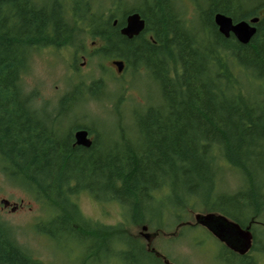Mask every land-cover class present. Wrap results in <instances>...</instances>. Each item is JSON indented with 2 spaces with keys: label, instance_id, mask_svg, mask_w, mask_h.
Wrapping results in <instances>:
<instances>
[{
  "label": "trees",
  "instance_id": "1",
  "mask_svg": "<svg viewBox=\"0 0 264 264\" xmlns=\"http://www.w3.org/2000/svg\"><path fill=\"white\" fill-rule=\"evenodd\" d=\"M47 1L0 0V163L5 174L52 206L51 220H60L67 230L121 244L116 256L124 264L161 262L121 232H111L110 226L80 220L69 201L77 190L116 201L129 221L149 224L144 216L151 211L153 192L166 182L168 197L176 200L172 204L184 203L180 199L186 196L199 197L198 205L206 212L222 213L241 226L249 224L254 247L264 251V208L255 205L264 182L256 184L254 173L258 166L254 162L264 159V0H205L206 14H199L200 24L195 25L171 14L167 0H140L135 10L145 26L132 39L119 33L125 9L105 14L96 0ZM214 12L234 21L259 16L255 34L245 44L231 34L223 36L213 22ZM81 32L96 44V55L122 59L125 67L135 70L144 67L159 84L158 103L134 110L132 138L124 136L121 125L118 139L110 132L108 143L93 124L74 125L62 138L56 126L37 134L44 122L20 86L28 54L46 45H79ZM144 34H151L153 43ZM102 86L99 79L88 88L94 94ZM74 88L61 96L60 107L79 101ZM79 126L95 132L89 147L72 139ZM214 147L226 166L241 168L247 185L242 183L221 203L210 204L215 177L222 170L210 156ZM256 223L263 226L261 241ZM223 250L238 264H252L246 256ZM0 264L40 263L26 255L0 224Z\"/></svg>",
  "mask_w": 264,
  "mask_h": 264
},
{
  "label": "rangeland",
  "instance_id": "2",
  "mask_svg": "<svg viewBox=\"0 0 264 264\" xmlns=\"http://www.w3.org/2000/svg\"><path fill=\"white\" fill-rule=\"evenodd\" d=\"M96 2L103 6L106 12V8L110 5L112 7L114 0ZM118 2L126 4L125 8L129 2L134 4L136 1ZM180 5V10L185 13L190 11L191 7H197L195 14L180 15L187 23L190 21L189 24H200L199 14H206L205 0H191L186 3L181 1ZM258 13L260 14V11ZM77 41L79 45H46L33 49L28 54L26 68L20 77L23 93L30 96L29 103L37 113L42 110L40 114L44 124L56 126L55 129L59 130L61 138L74 125L92 126L91 124L102 131L105 143L110 139V132L112 138L118 139L119 125L124 130V136L127 139L132 138L130 136L135 133L130 130L134 110H142L147 105L158 103L159 84L155 83L144 67L138 70L125 67L121 72H117L116 66L111 63L113 58L96 55L93 52L96 44L92 45L91 38L84 32L79 34ZM71 56L72 59L75 57V62L69 64ZM99 79L102 80L103 86L93 94L88 86L92 81ZM75 86L81 93H78L79 101L60 107L58 102L61 96L75 89ZM261 98L259 99L262 100ZM210 156L215 157V165L222 168L215 177L217 188L210 203L217 204L218 201L221 203L222 197L226 198L230 193H234L242 183L247 185L246 175L240 167L234 166L230 169L226 166L218 147L211 148ZM254 164L258 165L254 173L256 184H259L260 181L264 182V159ZM168 193L170 187L165 182L153 192L151 211L144 216V219L150 220L149 224L147 223L149 231L159 227L165 232L159 233L152 240L151 246L173 264H238L234 257L224 252L223 249H227L200 225H180L174 235H167L168 232L174 231L179 222L193 223L194 212H206L203 205H198L199 197L186 196L180 199L185 201L184 203L172 204L176 200L173 196L168 197ZM256 193L258 199L255 205L264 208V189L261 188L260 194L258 191ZM0 198H7L11 203L19 204L15 210H10V206L2 208L0 204V224L14 243L40 264H124L116 256L117 248L121 247V244L111 243L113 239L110 242L97 234L67 230L60 220H51L54 215L52 206L43 204L29 189L10 179L1 169V163ZM69 201L76 208L80 220H85L90 226H110L111 232H121L124 237L144 247L146 242L139 234L140 225L144 222L129 221L125 210L116 201L99 200L85 189L77 190L69 197ZM254 226L258 240L261 241L262 224L256 223ZM44 229L49 230V233L45 234ZM94 244H97L95 248L86 250ZM105 245L110 251H107ZM258 248L256 244L255 247L253 245L246 258L253 264H264V251Z\"/></svg>",
  "mask_w": 264,
  "mask_h": 264
},
{
  "label": "water",
  "instance_id": "3",
  "mask_svg": "<svg viewBox=\"0 0 264 264\" xmlns=\"http://www.w3.org/2000/svg\"><path fill=\"white\" fill-rule=\"evenodd\" d=\"M258 21L259 16L257 15L236 21L221 12H216L213 15V22L219 33L225 37H228L231 34L242 44L248 43L255 34L256 23ZM143 28V18H141L140 14L137 12H133L126 15L125 22L120 27L119 32L126 38H131L139 34ZM112 64L116 66L117 71H121L123 67V62L121 60H114L112 61ZM74 139L75 144L77 145H82L84 147H89L91 145V139L87 137V131L84 128L77 129L74 132ZM0 202L3 205L9 204L7 199H2ZM13 209L14 208H12V210ZM193 218V223L188 221L179 222L175 226L174 231L168 232V235H172L180 225H200L233 252L245 254L252 246L253 235L249 224L241 226L226 215L213 211L204 213L194 212ZM140 234L150 251H153L157 256H161L164 262H169L163 254L150 246L152 239L158 234V231H148L147 226L142 225ZM163 234H165V232H163Z\"/></svg>",
  "mask_w": 264,
  "mask_h": 264
},
{
  "label": "flooded vegetation",
  "instance_id": "4",
  "mask_svg": "<svg viewBox=\"0 0 264 264\" xmlns=\"http://www.w3.org/2000/svg\"><path fill=\"white\" fill-rule=\"evenodd\" d=\"M30 1H32V2H37V1H35V0H30ZM136 2L133 4V3H130L129 2V4H128V6H126L125 8H124V5H126V4H120V2H118V0H114V2H113V4H112V7H111V5L108 7V10L105 12V14H109L110 12H115V9L119 12V13H122L123 12V10L125 9L126 10V15L127 14H130V13H133V12H137L138 14H141L138 10H135L136 8H138L139 7V1L140 0H135ZM144 1H149V0H144ZM168 2H169V4H170V6H171V14H187V13H190V14H195V10L196 9H194V7H191V10L190 11H188L187 13H185L184 11H182V10H180V7H181V1H183V2H191V0H167ZM161 3H162V1H161ZM146 6H148L147 5V3L145 2V4H144V9H146ZM216 12H214L213 14H215ZM126 15L124 16V20H123V23H122V25L124 24V22H125V17H126ZM141 16V15H140ZM142 18V17H141ZM143 20H144V18H143ZM115 22H116V20H114ZM113 21V23H115ZM121 25V26H122ZM120 26V27H121ZM144 26H145V22H144ZM120 27H119V29H120ZM143 30H144V28H143ZM142 30V31H143ZM141 31V32H142ZM140 32V33H141ZM120 33V32H119ZM139 33V34H140ZM139 34H137V35H135V36H133V37H131V38H128V39H132V38H134V37H137ZM122 35V34H121ZM144 38H146V39H148V40H150L152 43H153V38H152V35L151 34H144ZM92 45L93 44H95L94 43V41H91L90 42ZM93 47V46H92ZM95 47V46H94ZM72 60V61H71ZM114 60H121L122 62H123V67H122V69H121V71L125 68V65H126V63L122 60V59H119V58H113L112 60H111V63H112V61H114ZM72 62H75V57L73 56V59H72V56L70 57V62H69V64H71ZM120 71V72H121ZM33 110H34V113L36 114V116H38L40 119H42V116H41V114H40V111H42V110H38L39 111V113H37L36 111V109L35 108H32ZM36 110V111H35ZM45 121V120H44ZM38 126H40V127H38V129H37V134H41V135H44V134H46V131H49L48 129H50L51 128V126H48V125H46V123L44 124V125H38ZM46 128H48V129H46ZM80 128H84L86 131H87V137H89L90 139H91V143H92V141H93V139H94V136H95V132L91 129V128H86V127H82V126H79V127H76V128H74V130L72 131V139H73V141H74V143H75V139H74V132L77 130V129H80ZM32 138H33V142H35L37 139L35 138V136H32ZM2 199H7V198H0V200H2ZM8 200V199H7ZM9 201V200H8ZM0 204H1V206H2V208H6V207H8V206H10V210H12V208H14L13 210H15V209H17L18 207H19V204L18 203H11L10 201H9V204H7V205H3L1 202H0ZM142 225H146L147 226V230L149 231V227H148V225L147 224H145V223H142L141 225H140V229H141V226ZM153 231H158V234L159 233H162L163 234V230H161V229H159V228H156L155 230H153ZM177 231V230H176ZM175 231V232H176ZM175 232H174V234H175ZM139 234H140V230H139ZM157 234V235H158ZM174 234H172V235H174ZM156 235V236H157ZM140 236H141V234H140ZM155 236V237H156ZM142 237V236H141ZM154 237V238H155ZM143 238V237H142ZM153 238V239H154ZM152 239V240H153ZM216 239V238H215ZM217 240V239H216ZM218 241V240H217ZM152 242V241H151ZM220 242V241H219ZM221 243V242H220ZM225 248H226V246L223 244V243H221ZM253 245V244H252ZM151 246V245H150ZM142 247V246H141ZM153 247V246H152ZM144 249H145V251L146 252H149V253H151L152 254V257H154V259H156V260H158V261H160L161 260V264H173V263H171L167 258V260L169 261V262H164L163 261V258L161 257V256H157V255H155V253L153 252V251H150L149 249H148V247H147V245H146V243H145V245H144V247H143ZM155 248V247H154ZM156 249V248H155ZM226 249H228V248H226ZM157 250V249H156ZM229 250V249H228ZM158 251V250H157ZM229 251H231V250H229ZM232 253H234L235 255H239V256H246V254H247V252L245 253V254H238V253H236V252H233V251H231ZM161 253V252H160ZM162 254V253H161ZM251 263L253 264V262L251 261Z\"/></svg>",
  "mask_w": 264,
  "mask_h": 264
}]
</instances>
